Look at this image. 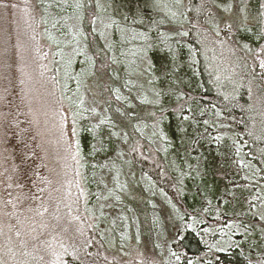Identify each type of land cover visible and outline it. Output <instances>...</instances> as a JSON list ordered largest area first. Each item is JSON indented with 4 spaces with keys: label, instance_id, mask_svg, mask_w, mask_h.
<instances>
[{
    "label": "trees",
    "instance_id": "16d2710c",
    "mask_svg": "<svg viewBox=\"0 0 264 264\" xmlns=\"http://www.w3.org/2000/svg\"><path fill=\"white\" fill-rule=\"evenodd\" d=\"M35 1V11L46 9ZM62 1L45 15L48 31L57 28V61L48 63L49 73L81 126L79 189L72 199L90 208L98 199L92 190L108 176L103 165L89 168L99 133L80 120L93 100L89 96H97L99 117L115 147L110 176L118 178L99 201L135 207V201L158 200L154 208L162 209L161 219L173 222L165 243L169 254L156 248L163 264H258L264 249L258 230L264 229V0H246L256 6L254 26L227 18L223 9L233 0H188L183 21L165 32L154 28L161 18L156 0H71L73 11ZM96 24L106 30L97 32ZM9 98L15 99V115L10 113L11 135L3 143L19 154L32 181L38 160L31 155L45 161L51 148L43 130L41 137L34 135L17 95ZM62 177L58 199L72 194L68 172ZM235 225L245 233L234 234ZM97 227L98 222L89 225L91 245L67 264H107L108 255L113 263L130 261L122 250L107 249L108 235ZM251 229L256 245L248 237Z\"/></svg>",
    "mask_w": 264,
    "mask_h": 264
},
{
    "label": "rangeland",
    "instance_id": "374dc122",
    "mask_svg": "<svg viewBox=\"0 0 264 264\" xmlns=\"http://www.w3.org/2000/svg\"><path fill=\"white\" fill-rule=\"evenodd\" d=\"M156 2L161 18L155 30L165 32L166 27L183 21L188 0ZM35 3V0H0V264H67L68 259L76 257L81 249L89 248L91 243L86 240V231L93 230L88 229L89 225L97 222V230L108 235L107 249H120L121 256L130 258L128 262L113 263L108 255L105 259L107 264H163L165 258L161 254L167 256L170 252L165 243L170 240L168 229L173 222L170 218L161 219L162 209L154 208L158 200L135 201V207L126 203L99 201V197L116 186L115 180L118 178L110 176L111 165H116L115 147L109 145L112 138L110 131L104 128L105 122L99 117L101 106L96 103L97 96H89L93 99L86 105L90 110H83L86 117L80 120L95 125L99 133L96 156L91 160L89 168L103 165L107 168L108 176L105 183H98L95 191L92 190L93 194L97 193L98 199L90 208H87L86 201L72 199V196L76 198L79 189L76 186L75 164H81V126L68 107V101L62 97L58 85L55 88L53 71L49 73L48 64L52 62L53 66L54 60L57 61L55 54L58 44H54L57 28L48 31L50 18L45 13L54 11L59 6V0H40L43 7L47 6L44 10L35 11ZM62 3L63 8L73 11L71 0H63ZM223 10L228 19H237L243 25L254 26L258 22L256 6L247 4L246 0H233ZM65 28L70 29L67 26ZM105 28L102 24L95 25L97 32ZM119 40L122 41L120 34ZM49 51L54 52L53 60ZM58 64L60 66L61 63ZM96 94L99 96L97 91ZM11 95H17L18 100L24 104L23 111L29 112L36 127L34 135L41 137L43 130L44 140L47 141L45 144L51 148L43 154L45 161L41 155H31L38 160L32 181L25 177L19 154L3 143L4 140L9 141L11 135L8 129L13 116L10 113L15 115L10 112L15 101L9 98ZM6 109L8 113L3 116ZM78 112L82 113V110ZM253 138L256 141L262 140L260 136ZM27 157H23L24 161ZM261 157L264 158V154ZM65 172H68L71 179L72 194L66 199H58V185L64 182L62 176ZM127 173L129 180L131 173ZM43 180L46 181L45 189ZM62 188V191L70 190L69 186L62 185ZM258 230L264 234V229ZM231 231L238 235L245 233L239 225L233 226ZM254 232L251 229L248 234L252 245H256L251 237ZM152 239L155 241L149 242ZM127 245L131 246V250L126 249ZM158 246L161 254L156 251ZM102 255L101 252L97 256ZM258 258V264H264V249Z\"/></svg>",
    "mask_w": 264,
    "mask_h": 264
}]
</instances>
